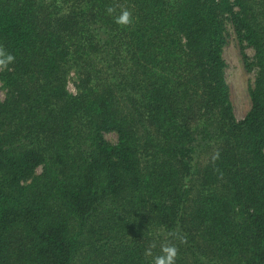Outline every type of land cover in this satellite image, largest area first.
Returning <instances> with one entry per match:
<instances>
[{
	"label": "trees",
	"instance_id": "trees-1",
	"mask_svg": "<svg viewBox=\"0 0 264 264\" xmlns=\"http://www.w3.org/2000/svg\"><path fill=\"white\" fill-rule=\"evenodd\" d=\"M0 52V264H264V0H0Z\"/></svg>",
	"mask_w": 264,
	"mask_h": 264
},
{
	"label": "rangeland",
	"instance_id": "rangeland-1",
	"mask_svg": "<svg viewBox=\"0 0 264 264\" xmlns=\"http://www.w3.org/2000/svg\"><path fill=\"white\" fill-rule=\"evenodd\" d=\"M232 26V25H231ZM230 25L227 32V44L224 57L227 63L226 78L231 91V101L235 116L238 120L244 119L251 109L250 87L254 81V73H249L244 65L241 53V44L238 42L234 29ZM247 54L252 58L254 51L247 48ZM71 93H76L75 78L72 76L68 83ZM6 89L0 81V99L6 98ZM105 138L109 142H115L116 136L106 134Z\"/></svg>",
	"mask_w": 264,
	"mask_h": 264
},
{
	"label": "clouds",
	"instance_id": "clouds-1",
	"mask_svg": "<svg viewBox=\"0 0 264 264\" xmlns=\"http://www.w3.org/2000/svg\"><path fill=\"white\" fill-rule=\"evenodd\" d=\"M130 14L127 11H124L118 18L117 22L121 24H127L129 22ZM14 58L11 55H5L0 52V66H6ZM162 251L164 255L158 256L155 259V264H174V258L176 256L175 247H164Z\"/></svg>",
	"mask_w": 264,
	"mask_h": 264
}]
</instances>
